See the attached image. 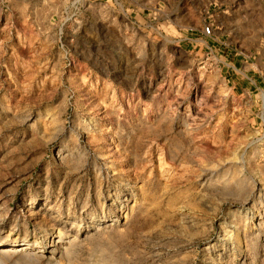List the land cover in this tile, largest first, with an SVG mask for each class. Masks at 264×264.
<instances>
[{"label":"rangeland","instance_id":"374dc122","mask_svg":"<svg viewBox=\"0 0 264 264\" xmlns=\"http://www.w3.org/2000/svg\"><path fill=\"white\" fill-rule=\"evenodd\" d=\"M0 264H264V0H0Z\"/></svg>","mask_w":264,"mask_h":264},{"label":"crops","instance_id":"0c3cea01","mask_svg":"<svg viewBox=\"0 0 264 264\" xmlns=\"http://www.w3.org/2000/svg\"><path fill=\"white\" fill-rule=\"evenodd\" d=\"M206 45V43H204ZM223 68H226L224 70V74L226 76L234 77V80L230 83L229 80H227V83L230 84V89L232 91H241L242 93H252L250 89H258L256 86V83L254 82V79H252L256 76L253 74L251 65H247L246 63H242L241 70L236 66V61L227 62L226 59L220 60ZM225 79V77H224ZM230 79V78H229ZM226 80V79H225ZM237 81V83L235 82ZM254 85L253 87L251 85ZM245 87V88H244Z\"/></svg>","mask_w":264,"mask_h":264},{"label":"bare ground","instance_id":"6f19581e","mask_svg":"<svg viewBox=\"0 0 264 264\" xmlns=\"http://www.w3.org/2000/svg\"><path fill=\"white\" fill-rule=\"evenodd\" d=\"M23 250V245H21V247L19 246V247H17V248H11L10 246H9V248H6L5 249V251H7V252H11V251H13V252H18V251H22Z\"/></svg>","mask_w":264,"mask_h":264},{"label":"built area","instance_id":"2783aa9c","mask_svg":"<svg viewBox=\"0 0 264 264\" xmlns=\"http://www.w3.org/2000/svg\"><path fill=\"white\" fill-rule=\"evenodd\" d=\"M211 30H210V27L206 26L205 29H204V33L205 34H210Z\"/></svg>","mask_w":264,"mask_h":264}]
</instances>
